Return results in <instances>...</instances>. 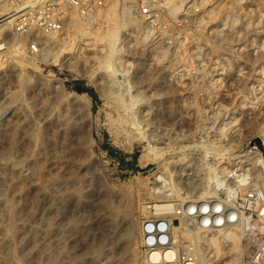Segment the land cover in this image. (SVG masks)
I'll use <instances>...</instances> for the list:
<instances>
[{
	"label": "rangeland",
	"instance_id": "obj_1",
	"mask_svg": "<svg viewBox=\"0 0 264 264\" xmlns=\"http://www.w3.org/2000/svg\"><path fill=\"white\" fill-rule=\"evenodd\" d=\"M58 1L51 35L0 26V264H146L144 223L163 218L179 264L192 252L197 264H258L256 211L226 227L236 251V233L214 246L196 230L175 236L179 215L156 207L218 193V178L230 184L259 155L264 0H151L149 15L133 0L135 21L123 0L90 15ZM246 166L243 193L256 181Z\"/></svg>",
	"mask_w": 264,
	"mask_h": 264
},
{
	"label": "built area",
	"instance_id": "obj_2",
	"mask_svg": "<svg viewBox=\"0 0 264 264\" xmlns=\"http://www.w3.org/2000/svg\"><path fill=\"white\" fill-rule=\"evenodd\" d=\"M77 7L82 15H90L95 12L103 3V0H70ZM138 10L143 15H149L151 0H135ZM12 8V21L17 32H28L31 29L40 31L58 30L60 28V19L56 14L51 15V10L60 5L58 0H5ZM237 169V170H236ZM236 172H242L243 169L234 168ZM253 173V172H252ZM248 190L242 193V201L233 203L227 208L223 200V195L217 198L208 197L202 201H190L187 206L190 225L201 229L226 228L228 225L239 222L246 224L249 222L250 215L248 211H256L261 225L264 227V185L255 177ZM236 201V200H235ZM181 209V208H180ZM177 209V214H180ZM264 240L255 251V259L258 264H264ZM161 245H171V235L169 229V238ZM262 245V247H261ZM150 246V245H149Z\"/></svg>",
	"mask_w": 264,
	"mask_h": 264
},
{
	"label": "bare ground",
	"instance_id": "obj_3",
	"mask_svg": "<svg viewBox=\"0 0 264 264\" xmlns=\"http://www.w3.org/2000/svg\"><path fill=\"white\" fill-rule=\"evenodd\" d=\"M133 4H134L133 0H123V13L125 14L126 17H128L130 19V21H135V19H136L135 16H132L131 6H133ZM182 5H183V3H177V2L173 3L172 2L171 9L175 12ZM109 7H108L109 9H112L114 7V4L112 3L111 6H109ZM11 11H12L11 7L7 5L5 0H0V26L4 24L6 26V28L10 29L12 32H14L13 31V29H14L16 34L17 33L21 34V35L25 34L26 32H23V33L17 32L15 27L12 29L13 21H12V13H11ZM69 17H70V15H69ZM72 19H74V18H72ZM136 20H138V19H136ZM75 23L78 26H82V24H83L82 17L77 19ZM82 28H83V26H82ZM37 32L40 35L43 34V33L45 35H51V33L57 32V30H51V31H45V32L37 30ZM51 37L53 38L54 36H51ZM1 46H2V42H0V48H1ZM32 47L34 49H37L35 45H33ZM46 56H47V54H46ZM263 141H264L263 139H261L259 137H256L251 142V147L258 149V151H259L258 154L259 155L256 156V157L248 158V162L246 164L241 162V164L238 166V169H243L242 172H236L237 169L236 170H234V169L230 170L229 173H228V177H229L228 181L230 182V184L225 183L223 180L218 178L219 181L212 185L213 189L215 191L217 190L218 193H215L213 195H209L208 193H204L203 194V192H204L203 191L201 193V195L199 197H197L196 199H194L193 201H202L204 199H207L208 197L217 198L218 196L223 195V200H224V202L226 204V207L228 208L232 204V202H231L232 198L235 196V188L233 187V185L235 184L236 187L240 188L241 192L243 193V190L245 189V187L247 185L246 181H247V178H248L247 173L244 170H247L249 167L247 168L246 165L247 164H251V163L254 164L255 167H256V169L254 167L251 168V169H253L254 177H257V178L261 177L260 181L264 185V142ZM142 157H141V159H142ZM190 201H192V200H190ZM184 203H185L184 205H186L188 203V200H186ZM107 204H109V203H107ZM112 204L115 205L116 203L112 202ZM112 204H110V205H112ZM179 207L181 208L180 209V214H179V216L175 217V219H177V220H175L173 222V224H171L173 229H174L175 236L177 235V232H179V230L181 228H183V230H185L187 234L188 233L189 234L190 233H194V230H196L197 232L200 233L199 236L201 238L204 235L205 239L207 241H209L212 246H214L216 241H218V240H220V238L224 237L225 232L236 233L238 235V237L235 238V241H238V242H236L234 244V249H236V251H237V249L239 248V242H240L239 241V237L240 236H239V233H237L236 228L235 229L234 228H225V229L218 228V229L209 230L210 232H208L207 229L196 228L195 226H192V225H190L191 226V228H190L188 226V224H187V221H186L187 218H188L187 205L185 207L182 204ZM110 208H111V206H110ZM173 208L174 207L171 204H161V205H158L156 207V210L159 211V212L171 211L170 213H173V212H174L173 214L177 213V208L174 209V210H173ZM111 209H114V207H112ZM117 209H118V206H117ZM117 209H115V211ZM120 209H119L120 212H124L123 211L124 208L123 209L120 208ZM125 209H127V208L125 207ZM146 209L148 211V208H146ZM128 210H129V208L127 209V213L125 211V213L123 215L127 216L128 212H129ZM147 213H149V212H147ZM258 216H260V215L257 214L256 218H254V219H257ZM172 219H171V221H172ZM252 219L253 218H251V217L249 218V220H252ZM169 220L170 219H165V218H163V221H161V219H148L144 223V226H143L144 239H143V241L147 245H150L149 250L147 251V254H146V260H145L146 264H177V263L179 264V260H178V262L176 260L177 263L175 262V259H176L175 257L178 254V249L176 250V247L174 245H172V244L171 245H166V246L165 245H161V242H165V240H167L169 238ZM241 229H244V228H241ZM133 231H135V230L133 229ZM186 233L184 232V234H186ZM193 235L198 236L197 233H194ZM243 237H245V236H243ZM241 238H242V236H241ZM261 247H262V245H261ZM190 255H192V256L186 258L184 260L183 264H197L196 259L194 260V257H195L194 253L192 252V253H190ZM178 259H179V254H178Z\"/></svg>",
	"mask_w": 264,
	"mask_h": 264
},
{
	"label": "trees",
	"instance_id": "obj_4",
	"mask_svg": "<svg viewBox=\"0 0 264 264\" xmlns=\"http://www.w3.org/2000/svg\"><path fill=\"white\" fill-rule=\"evenodd\" d=\"M108 148H109L110 153H111L112 155H116L117 158L119 159V161H120L121 163H125V162H126V160H125V155H124V154H122L121 152L117 151V150H116L115 148H113L112 146H109ZM133 155H134V158H135L136 155H137V153H134Z\"/></svg>",
	"mask_w": 264,
	"mask_h": 264
},
{
	"label": "water",
	"instance_id": "obj_5",
	"mask_svg": "<svg viewBox=\"0 0 264 264\" xmlns=\"http://www.w3.org/2000/svg\"><path fill=\"white\" fill-rule=\"evenodd\" d=\"M77 88L80 89L81 91H87V89H88L87 87L82 86V85H77ZM137 167H138V168H141L140 165H137ZM187 206H188V205H187Z\"/></svg>",
	"mask_w": 264,
	"mask_h": 264
}]
</instances>
